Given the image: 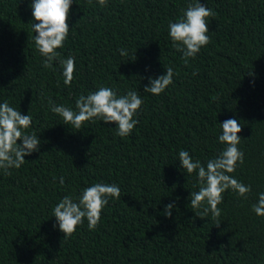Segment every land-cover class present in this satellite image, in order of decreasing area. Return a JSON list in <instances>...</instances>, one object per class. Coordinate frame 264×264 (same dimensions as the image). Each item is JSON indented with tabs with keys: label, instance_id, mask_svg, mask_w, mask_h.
<instances>
[{
	"label": "trees",
	"instance_id": "trees-1",
	"mask_svg": "<svg viewBox=\"0 0 264 264\" xmlns=\"http://www.w3.org/2000/svg\"><path fill=\"white\" fill-rule=\"evenodd\" d=\"M32 2L0 0V103L31 115L25 132L41 142L19 169L0 170V264H264V217L252 211L264 192V0H200L216 15L208 18L210 43L187 65L168 24L192 0H108L107 7L73 0L54 70L35 47ZM69 56L76 70L65 86L59 59ZM169 66L173 83L160 95L144 92ZM100 86L118 96L139 92L144 103L129 136L99 120L76 129L51 112L49 100L78 111L75 100ZM228 119L242 126L244 153L230 175L251 192L223 194L217 227L210 213L195 215L199 183L178 153L206 166L226 147L218 136ZM95 183L116 184L121 199L109 200L96 230L85 219L64 238L54 207Z\"/></svg>",
	"mask_w": 264,
	"mask_h": 264
},
{
	"label": "clouds",
	"instance_id": "clouds-1",
	"mask_svg": "<svg viewBox=\"0 0 264 264\" xmlns=\"http://www.w3.org/2000/svg\"><path fill=\"white\" fill-rule=\"evenodd\" d=\"M100 7H107L108 0H95ZM73 0H33L31 14L34 20L32 32L36 50L44 57L42 65L46 69L54 70L53 62L58 60V48H63L70 32L68 18ZM89 5L93 0H87ZM216 13L200 0H192L183 10L175 22L168 24V35L176 51L182 53V59L187 65L189 58L195 59L202 47L210 43L208 18L215 17ZM121 56L128 53L125 49L118 50ZM62 66L63 83L71 86L76 70L75 56L59 59ZM174 70L171 66L166 72L156 78L149 77V84L144 92L160 95L173 83ZM195 75V73H193ZM143 99L135 89H129L124 95L107 86H100L94 92L80 95L75 100L73 111L64 105H57L49 100L51 112L62 117L65 124H71L80 129L84 122L99 120L106 124H115L116 135L125 138L129 136L139 123L134 116L137 114ZM32 124V116L22 115L19 110L11 107L7 100L0 103V170L10 175L9 169H19L26 161L25 156L39 151L40 140L35 133L26 134ZM222 133L218 142L226 147L213 159H209L206 166L199 160H193L189 152L180 150L179 163L189 175L196 173L199 190L191 193L190 204L196 210L195 215L204 219L211 214L219 227L221 208L218 207L224 200V193L228 190L238 197L247 199L251 192V185H245L231 173H234L238 164L244 161V153L238 145L241 138L238 135L242 126L236 119L225 120L220 124ZM17 140L21 143L17 144ZM60 184L64 178L60 177ZM257 202L252 205V211L264 217V192L257 194ZM110 199H121V190L116 184L95 183L83 188L74 200L71 195H65L53 209L59 230L64 238L70 237L86 219L89 230H96L99 225L101 212ZM206 204V206H205ZM175 203L165 206L164 215L171 216ZM55 227V225H54Z\"/></svg>",
	"mask_w": 264,
	"mask_h": 264
}]
</instances>
